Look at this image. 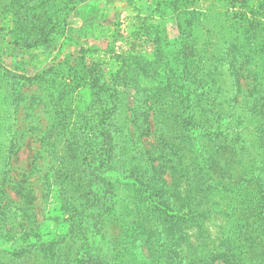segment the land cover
I'll return each mask as SVG.
<instances>
[{"label":"rangeland","instance_id":"1","mask_svg":"<svg viewBox=\"0 0 264 264\" xmlns=\"http://www.w3.org/2000/svg\"><path fill=\"white\" fill-rule=\"evenodd\" d=\"M96 142L108 151L102 187L110 183L92 195L96 172L78 175ZM263 143L264 0H0V254L20 244L75 249L70 206L89 203L110 239L140 225L161 246L178 231L217 244L230 223L217 213L222 194L199 191L202 150L221 154V180L255 186L246 172L264 176ZM246 149L258 160L231 166ZM161 183L172 206L202 198V208L176 225L157 220L140 186ZM250 194L247 211L264 213L260 190ZM44 254L0 262L56 257Z\"/></svg>","mask_w":264,"mask_h":264},{"label":"trees","instance_id":"2","mask_svg":"<svg viewBox=\"0 0 264 264\" xmlns=\"http://www.w3.org/2000/svg\"><path fill=\"white\" fill-rule=\"evenodd\" d=\"M244 121L248 122V119ZM57 135L61 136V134ZM50 137L51 134H48L47 139H50ZM95 146L97 148L93 151L92 158L89 162L85 160L86 166L82 168L81 175H78V178L80 177L83 181L85 175L96 172L94 180L87 185L88 192L92 195L104 193L105 185L110 183V181H107L102 187L103 183L101 181H104L107 178L105 174L110 172L106 161V152L108 153V151L98 142L95 143ZM80 153H83L81 149ZM256 154L257 152L254 155L253 150L246 149L244 154L240 153L232 157L231 166H236L238 163L247 170L249 164L258 160ZM217 156L220 157L221 154L217 153L212 157V155L202 150V160L199 165V171L206 177L200 185L199 191L206 194L209 189V193L213 191L220 193L222 199L226 200V203L217 213L230 223V227L223 228L219 232V242L217 244H203V241L198 242V244H191L189 239H185L181 231H178L174 234L175 239L172 238L166 245L162 244L161 246V242L156 244L160 241L159 237L154 242H148L147 238H143L144 231L139 229L140 225L133 227L128 236H124L122 232L115 238L110 239L104 234L106 230H102V219H98L94 215V213H97L99 216L101 213L98 205L89 203L70 206V215L74 218L71 217L72 220L68 221L70 225L68 237L73 233V237L79 241V244H72L71 248L74 247L75 249L70 250L69 248L67 250L66 246L68 244H65L64 247L60 244L62 251L59 244H20L17 247H10V252H6L8 248L3 249L0 258H10V260L15 261L16 258L42 248L43 252L46 253L44 256L48 260L50 256H56L50 258L51 264H264V213L252 214L247 211L253 201L250 193L256 187L262 193L264 205V176L260 177L257 170L256 172L247 170L246 173L252 174L255 186L254 183L249 182L247 177L243 178L242 182L238 184L225 182L221 180V173L219 174L217 171L219 165L216 162L220 164ZM85 158L86 155H84ZM207 159H210L211 162ZM66 172L69 173L68 170ZM67 173H60L59 175L62 174L63 180L71 182L72 174ZM215 173H218L219 178L214 179V183L209 182L208 177ZM49 177L51 180L50 174ZM80 183V180H77L76 186L72 190L81 189ZM164 186V183H161L157 189L149 191L150 193L145 192L150 189L149 185L146 186V189L140 186V189L143 190L141 198L143 201L147 200L146 211L151 215L155 214L157 220L164 219L168 224L176 225L182 220L186 221L194 217L196 215L195 211L202 208V198H198L200 203L197 202L195 206L189 198L182 206H172L167 198L163 200ZM230 192L232 196H230ZM82 193L79 192L78 194L81 195ZM113 198L114 196H111L108 198L109 202L105 203V207L109 211L112 209L111 200ZM94 200H97V198L94 197ZM101 205L103 206V204ZM236 231L238 232L236 233ZM136 244L138 245L136 246ZM141 244H145L144 247L148 248L147 255L138 250ZM151 246L154 247L151 248ZM1 261L3 260L1 259ZM8 263L0 262V264Z\"/></svg>","mask_w":264,"mask_h":264}]
</instances>
